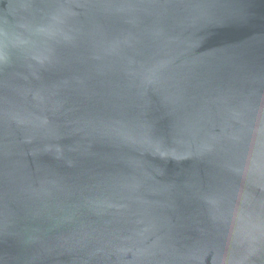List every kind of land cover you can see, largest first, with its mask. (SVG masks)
<instances>
[{
  "label": "water",
  "instance_id": "1",
  "mask_svg": "<svg viewBox=\"0 0 264 264\" xmlns=\"http://www.w3.org/2000/svg\"><path fill=\"white\" fill-rule=\"evenodd\" d=\"M0 264H264V0H0Z\"/></svg>",
  "mask_w": 264,
  "mask_h": 264
}]
</instances>
